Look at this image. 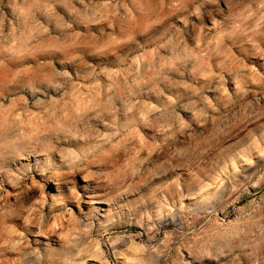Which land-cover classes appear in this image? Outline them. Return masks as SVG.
Segmentation results:
<instances>
[{"label":"rangeland","instance_id":"obj_1","mask_svg":"<svg viewBox=\"0 0 264 264\" xmlns=\"http://www.w3.org/2000/svg\"><path fill=\"white\" fill-rule=\"evenodd\" d=\"M0 264H264V0H0Z\"/></svg>","mask_w":264,"mask_h":264}]
</instances>
